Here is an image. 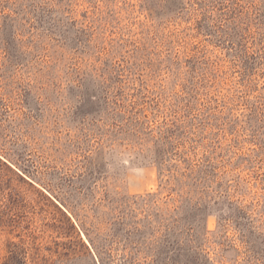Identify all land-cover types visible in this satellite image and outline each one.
Masks as SVG:
<instances>
[{"label": "rangeland", "instance_id": "1", "mask_svg": "<svg viewBox=\"0 0 264 264\" xmlns=\"http://www.w3.org/2000/svg\"><path fill=\"white\" fill-rule=\"evenodd\" d=\"M84 223L264 264V0H0V264H90Z\"/></svg>", "mask_w": 264, "mask_h": 264}, {"label": "trees", "instance_id": "2", "mask_svg": "<svg viewBox=\"0 0 264 264\" xmlns=\"http://www.w3.org/2000/svg\"><path fill=\"white\" fill-rule=\"evenodd\" d=\"M116 203L113 202L112 206H114ZM114 208H115V211L117 212V214L122 212L119 215L114 216V219H115L114 228H115V230L113 231L112 237L117 238L119 236V233H117V232H118V230H120V228H118V227L127 228L126 225L128 224L127 219H126L127 216H126L125 212H123L121 210H124V209L128 210V209H127V207L120 208V206L114 207ZM85 224H87V223H84L83 225H81V227H82V230H83L89 244H87V242L83 238H81V240H82V244L85 248V253L88 256L89 263L90 264H114L113 260L110 259L112 257V255L110 253L111 248H107L106 246L105 247H101V246L99 247L96 244L98 236H99V233H97L98 229L93 230L95 232H93V231L91 232L89 229L85 228ZM191 229H193V227L190 228L189 230H191ZM124 233H125L126 240L129 241L128 244L125 245L124 250L130 249V248L132 249V245L130 246V243L132 244V241L130 242L131 239H129L131 235H133L134 233L138 234L139 236L144 235L143 231L136 229V228L134 229L133 232H131L129 229H124ZM144 245H146V243H144ZM145 248H147V246L143 247V245H141L140 247H137V246L135 248L133 247V251L135 252V255H133L134 257H131L130 261L127 260V262L123 263V264H141V262L136 263V261L139 260L138 257L141 254L146 253ZM160 254L162 255V253H158L157 256H159ZM108 260L112 261V262H109ZM149 264H190V263H186V262L179 263V261H174L172 263H169L168 261H158L157 259H154Z\"/></svg>", "mask_w": 264, "mask_h": 264}]
</instances>
